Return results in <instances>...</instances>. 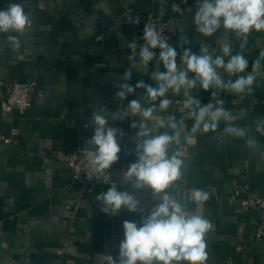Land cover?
Wrapping results in <instances>:
<instances>
[{"label":"crops","instance_id":"0c3cea01","mask_svg":"<svg viewBox=\"0 0 264 264\" xmlns=\"http://www.w3.org/2000/svg\"><path fill=\"white\" fill-rule=\"evenodd\" d=\"M11 2L23 4L33 27L21 37V48L15 53L0 37V81L33 82L35 86L31 106L23 114L2 109L0 89V135L10 139L0 140V264H108L124 239L123 222L139 225L141 216L158 203L150 189L138 190L122 177L136 160L137 130L130 127L134 118L109 121V126L123 130L117 137L121 152L111 166L110 184L95 185L88 193L71 183L63 153L85 147L92 135L86 124L95 108L104 105L117 110L120 102L113 84L131 68L126 44L132 38L134 21L150 14L168 26V42L178 52V66L185 48L196 53L202 43L216 48L223 30L213 37L196 32L192 21L196 0H0V9ZM173 4L184 9L183 16L173 12ZM226 38L233 41L234 54L241 51L231 34ZM247 40L243 52L249 60L246 71H251L252 62L264 49V32H253ZM155 68L154 59L149 75ZM149 75L133 68L129 83L135 85L142 79L155 86ZM224 78L237 77L224 73ZM211 91L197 89L193 95L203 105L210 102ZM143 92L137 89L128 100ZM168 98L174 101L168 114L179 118L180 106L175 101L182 97L169 93ZM219 98L226 109H247V117L237 123L252 129L264 148V136L254 131L256 119L264 117V76L242 101L223 92ZM64 119H72L75 126L66 127ZM186 123L190 129L193 122ZM224 126L221 122L217 133L199 132L187 140L181 135L174 142L185 169L179 187L169 191L177 198L189 197L193 188L209 193L202 206L187 202L190 213L203 215L213 224L206 235V264H264V234L254 238L262 214L230 199L233 190L243 186L248 188L240 192V199L264 196V159L248 149L244 140L221 137ZM110 186L127 190L144 211L131 213L122 208L117 216L103 213L96 196Z\"/></svg>","mask_w":264,"mask_h":264},{"label":"clouds","instance_id":"9594fccd","mask_svg":"<svg viewBox=\"0 0 264 264\" xmlns=\"http://www.w3.org/2000/svg\"><path fill=\"white\" fill-rule=\"evenodd\" d=\"M171 8L184 15L179 5L173 4ZM192 21L196 32L203 37H213L223 30L216 38V48L203 43L199 53L185 48L178 66L176 48L156 25L146 23L144 43L138 45L133 39L126 44L131 52L128 57L131 68L119 77L120 82L113 84L114 96L120 102L117 110L101 105L92 111L86 124L92 128V135L81 152L94 172L104 173L119 160L121 147L117 137L123 135V130L109 126V121L134 118L130 127L137 130L136 160L122 177L138 190L150 189L153 199L158 201L147 216H141L139 225L133 221L123 222L124 239L119 244L118 254L109 256L108 264H206L208 261L206 235L213 224L203 215L190 213L187 202L191 200L198 207L202 206L209 200V193L193 188L189 197L177 198L169 191L178 188L184 177L185 161L173 148L181 135L187 140L199 132L217 133L220 123L224 122L219 132L221 137L244 140L248 149L264 159V148L253 130L237 123L247 117V109L241 108L239 112L226 109L225 101L219 98L223 92L234 94L242 101L253 94L257 79L264 76V49L252 62L251 71H246L249 60L243 52L253 32H264V0H196ZM32 27L33 20L22 3L11 2L0 9V37H4L3 44L12 52L20 50L21 37ZM229 34L239 42L241 51L235 54L233 41L226 38ZM183 42L188 43V40ZM155 49H159L158 55ZM17 58L23 59V56ZM154 59L156 68L149 75V64ZM133 68L149 75L155 86L142 79L135 85L129 83ZM224 73L237 78L225 79ZM137 89L144 90L143 95L129 101L128 97ZM197 89L212 90L210 102L202 105L193 95ZM169 93L182 97L175 101L180 106L179 118L175 113L168 114L174 103L168 98ZM188 120L193 122L190 129ZM254 131L264 136V117L256 119ZM96 199L100 201L101 211L109 216L119 215L122 208L131 213L144 211L139 200L116 186L99 193Z\"/></svg>","mask_w":264,"mask_h":264},{"label":"built area","instance_id":"2783aa9c","mask_svg":"<svg viewBox=\"0 0 264 264\" xmlns=\"http://www.w3.org/2000/svg\"><path fill=\"white\" fill-rule=\"evenodd\" d=\"M146 23L156 25L163 32V35L167 37L168 40L170 39L168 26L165 23L157 21L152 15L148 14L144 18L133 22V35L130 42L135 39L138 45L144 43L142 37ZM154 51H156L158 55L159 49H155ZM128 52V55L130 56L131 52L129 49ZM34 86L35 84L33 82L21 84L18 82L3 83L0 81V89L3 91V99L1 101L2 109L5 111L16 109L20 114L25 113V111L31 106V94ZM64 125L66 127H74L75 123L72 119H64ZM15 133L16 131L13 130L12 135ZM0 140L8 142L10 139L0 135ZM82 149L83 148H77L75 150L64 152L62 156V163L69 171L71 183L78 185L88 193L92 192L93 186L95 185L112 183L111 168L104 173L94 172L84 154L81 152ZM247 188V186L236 187L231 193L230 199L238 200L242 207L257 210L262 214L254 233V238L258 239L264 234V196L240 199V192L245 191ZM240 248L241 247H237V249Z\"/></svg>","mask_w":264,"mask_h":264}]
</instances>
